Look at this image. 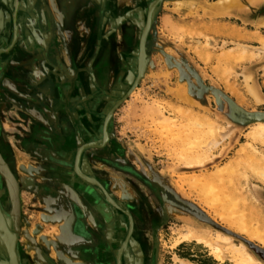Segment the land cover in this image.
<instances>
[{
	"label": "rangeland",
	"instance_id": "rangeland-1",
	"mask_svg": "<svg viewBox=\"0 0 264 264\" xmlns=\"http://www.w3.org/2000/svg\"><path fill=\"white\" fill-rule=\"evenodd\" d=\"M177 1L180 2V4H178ZM213 1L214 0H165L163 2H165L166 7H163V2L158 4L159 6L155 8L152 15V20H154L153 25L155 27L159 26V28H155L156 39L160 37L165 39L167 43L173 45H167V51L165 50V53L172 58L175 64L178 62L181 65L183 76L186 74L188 78H191V80L196 83L195 79L192 78V73L197 72L205 85H215L221 90L224 101H226L223 104V108H218L216 99L212 94L201 95L205 96L207 107H203L199 102L195 101L188 90L187 83L180 82L177 66L174 65L169 67L166 64L165 58L160 53V43H156V41V47L153 45L152 53L159 51V54L153 57L156 60L157 66H154L152 62L150 64H142L140 68L142 72L140 81L133 90L135 92L137 91L139 96L145 101H150L154 98L162 102L191 106L205 113L207 112L209 115L224 123L225 128L219 133L218 141H216V144L212 145L211 148L217 156L213 157L203 166H196V168L184 171V173L211 172L215 170L216 165L220 167L223 166L224 163L229 162V160L235 157L236 151L239 149L241 143L245 141L243 134L247 131L250 124L253 123L242 110L251 116L264 115V49L259 39V37L264 38V0H252L250 4H248L249 2L247 0H238L237 5H234L224 14L211 16L205 8ZM118 4L119 13L117 12V8H114L115 6L117 7ZM58 6L59 5L54 8L55 16L60 19L64 15V7L60 8V6ZM147 6L148 2H146V0H126V3H123L122 0H109L108 24L103 25V27L101 26L99 29L90 26L89 23L80 22L79 26L74 29L82 35L84 47L86 48H84V50L87 51L89 49V53L84 58L85 63L82 66L86 72L79 74L80 78H85L86 81L83 80V83L79 86V89H77V87H74L75 78L73 76L67 77L65 86L63 87V95L60 99L61 102L54 106H59L60 109L58 111L54 109V111L50 113L53 120L60 119L63 123V125L60 126L61 129L57 130L62 139L64 137H72L78 126L81 128L80 132L82 134L86 128L87 130H91L89 127L93 125L87 126L90 123L88 110L93 111L91 115V118L93 117L92 119L95 120V123H93V131L96 130L98 132L104 114L103 102L105 101L101 99V101L96 103V100L100 98L101 89L109 86V47L111 46L102 38L106 39L113 37L115 40L113 42L114 50H116V52L126 50L127 60L132 58L135 59L134 70L138 73V79L139 59L141 58L139 54L135 55L134 52L137 50L138 37L141 32L140 28L144 24ZM162 7L164 9H162ZM136 12L140 13L141 19L139 18L137 20L135 15ZM162 13H167L164 16L169 15L173 21L182 24L183 32L181 33L180 39L172 41L171 36L162 31L160 28L164 19V16L160 18ZM61 34L65 42L68 41L72 35L71 30L67 28L62 29ZM97 39L101 41L96 45ZM239 44L242 45L239 46ZM194 46H206L211 57L208 58V60L196 57L192 52ZM237 46L246 47L248 50L254 51L255 53L246 57L244 60L233 59L222 63L218 61L220 55L225 50L227 51L228 48ZM187 50L191 52L188 53ZM189 55L195 58V61L190 60ZM71 72V74L74 73V71ZM250 88H254L255 91H257L259 98H255L256 96L249 91L251 90ZM128 93L126 97H123L116 103L113 110L109 113V116L113 119L115 136L121 141L130 143L134 148L140 149L148 156L152 163H155V168L160 170L163 176V184L169 187L173 192V196L176 197L179 202L192 208L197 214L207 219L208 233L214 234L215 232H222L231 235L233 242L243 243L252 255L264 263V248L262 246L255 242L248 241L242 235L234 233L228 229L225 224H220L219 220H213L197 204L196 200H192L175 185L171 174H179L181 172H177L176 169L185 167L173 165L172 160L167 156L165 151L166 147H169L166 142L176 136L175 133L173 132V134L170 135L167 132H161V127L152 123L151 120H147L140 125H138L141 121L140 119L128 121L127 115L129 113V108L134 104V98L131 97V92ZM232 103L240 106L242 110H235ZM136 105L141 104L137 102ZM163 112L168 115L175 114L169 107L163 108ZM234 115H238L240 121H236ZM180 121L181 120L178 122ZM223 141H225L226 145L223 144ZM256 147L264 152V147L259 145ZM88 155L92 154L89 152ZM27 157L23 159L26 161L24 166L13 169V175L15 177L18 175L26 177L28 176L27 174L34 175L33 171H41L40 169L43 166L41 162L37 161L35 158L31 160ZM70 160L72 161L73 159L70 158ZM87 160L90 165L91 158ZM101 163L94 161L92 165V172L94 175L89 173H87V175L92 182L95 180V182L101 181L105 184V180L107 178L109 179V164ZM248 177H250V179L248 178L246 183L250 195H252L253 198L255 197L254 200L258 202H256L257 205L264 211V186L250 175H248ZM2 179L5 180L0 176V180ZM59 185L62 186L63 184L59 183ZM1 191L4 197L9 199V197L5 196L6 190L4 185ZM19 191V193L15 191L17 196L13 201L16 202L14 211H17L19 214L17 223H19V221L22 223L20 231L27 229L31 234L35 225L39 224L42 226L39 235L42 236L43 231H45L47 227L49 228V225L41 221L40 214L43 213L41 210H43L44 207L41 199L47 202L50 201L49 198L46 200L38 190H35V188L29 185L25 187L20 186ZM244 194L246 193L244 192L243 196ZM248 205L250 206L249 203ZM16 208L17 210H15ZM254 212V214H257V219L259 217V220H262L261 215H259L256 210H254ZM168 221L169 222L166 224L167 227L163 225L164 229L160 231L161 261L159 264H179L175 258V253L181 256H184L185 253L178 251L177 249H181V246L177 247L178 245L176 246L174 243L177 239L178 231H184L188 226L177 217L170 218ZM26 223H30L29 226H27ZM56 230L59 231L58 227ZM46 236L49 238L48 235ZM19 247L22 248L21 253L23 258L28 257L32 259L35 255L34 247L22 234H19L17 238V251ZM0 249L4 252L1 247ZM203 249L207 248L203 246ZM59 254H63L60 249L54 251V249L51 248L49 256L57 260ZM200 255H202V253H197V258L199 260H201V258H199ZM206 258H209L210 264H219L211 255ZM179 261L181 264H185V261ZM220 264H230V262L226 259Z\"/></svg>",
	"mask_w": 264,
	"mask_h": 264
},
{
	"label": "water",
	"instance_id": "water-1",
	"mask_svg": "<svg viewBox=\"0 0 264 264\" xmlns=\"http://www.w3.org/2000/svg\"><path fill=\"white\" fill-rule=\"evenodd\" d=\"M165 0H146L148 2L145 11L144 24L140 30V48L143 49L144 39L147 37L151 24L152 15L158 4ZM64 7L62 18L55 16V6ZM58 6V7H59ZM119 4L117 12L119 13ZM6 11L5 18H0V114L5 112L11 117L15 124L17 139L23 149L27 148V155L35 158L43 165L41 171H33L34 175L14 176L6 167L0 168V176L5 179L8 189H15L19 186L29 185L38 190L47 200L41 199L44 207L41 210V221L44 224L57 225L63 222V226H58L60 234L70 233L71 236L83 241H89L95 237V233L90 227V219L87 218L84 206H90L96 219L99 221V227L109 231V184L105 182H92L87 174H84L79 165V154L75 162L66 159L63 153L58 156L52 152L39 149L33 141H39L37 135L45 137L47 131L54 137H47L48 143L59 141L61 148L69 139L61 141V135L57 132L63 125L60 119L53 120L50 113L60 109L58 105L63 95V87L66 78L73 76L74 87L79 89L85 78H80V73H85L82 68L85 58L83 38L76 29L80 22L89 23L90 26L101 28L109 23V0H0V9ZM137 20L142 18L140 13H135ZM71 30V37L65 42L62 29ZM107 44L109 38H102ZM101 41L96 40L97 43ZM109 45V44H108ZM173 46V45H171ZM160 53L165 58L169 67L177 66L179 71L180 82H186L192 98L199 102L203 107H207L205 96L212 94L217 102L218 108L222 109L224 96L220 89L215 85L206 86L198 73H192L194 83L187 75L183 76L181 65L172 61L164 50ZM18 61L16 66L11 61ZM142 63L139 59V76L131 92L137 86L141 77ZM74 71L73 74H71ZM76 72V73H75ZM43 74V75H39ZM39 75V76H38ZM9 77L13 78L18 84L16 89H11L6 83ZM86 77V76H84ZM78 84V86H77ZM18 88V89H17ZM233 108L241 111L242 108L235 103ZM28 109H33L30 112ZM37 113L36 115L34 113ZM242 112L251 122L263 120L264 115H249ZM39 114V115H38ZM26 130H23V128ZM27 131V132H23ZM23 134V135H22ZM36 135V136H35ZM54 139V140H53ZM33 140V141H31ZM47 141V140H45ZM70 147V145L68 146ZM83 161V160H82ZM81 161V162H82ZM177 172L186 170L184 167L176 169ZM76 177V178H75ZM23 181V182H21ZM25 183V184H24ZM59 183L63 184L62 186ZM25 185V186H24ZM68 187V189H66ZM73 192V193H72ZM17 194H10L14 200ZM56 201L55 215L49 221L52 214L50 206L53 200ZM70 210L71 217L62 220L65 212ZM48 215V216H47ZM93 222V221H92ZM21 222L14 224V233L9 230V223L5 220L0 208V247L7 256V262L0 264H85L89 262L91 249L81 246L71 239L62 237L48 238L46 235L40 236L42 226L35 225V228L29 233L27 229L20 231ZM30 223H26L29 226ZM98 228V229H100ZM22 234L26 240L34 247L35 255L32 259L26 257L21 259L17 251V238ZM104 241L96 242L98 258L95 264H109V258H100L105 256L101 252L102 248L109 249ZM106 246V247H105ZM51 248L56 251L60 249L63 254H59L58 259L49 256ZM109 251V250H108ZM106 254L109 255V252ZM61 256V257H60ZM60 257V258H59ZM80 259L82 262H74ZM120 260L118 256V261Z\"/></svg>",
	"mask_w": 264,
	"mask_h": 264
},
{
	"label": "flooded vegetation",
	"instance_id": "flooded-vegetation-1",
	"mask_svg": "<svg viewBox=\"0 0 264 264\" xmlns=\"http://www.w3.org/2000/svg\"><path fill=\"white\" fill-rule=\"evenodd\" d=\"M5 16L6 11L3 8L0 9V18L3 19ZM153 24L154 20L151 19L148 33L152 31ZM114 41L113 37H109L111 45L109 47V86L101 89L100 98L96 100V103L101 99L105 101L103 102L104 114L98 132L93 131V123H95L93 117L91 118L93 111L88 110L90 123L87 126L93 125L89 127L91 130L86 128L82 134L78 126L72 137L61 139L65 141L68 138L70 141L68 153L67 155L63 153V157L71 158L75 162L80 153L79 165L84 174L94 175L92 172L94 161L109 164V264H159L161 261L160 231L164 229L163 225L167 227L166 224L170 218L177 217L185 222L186 226L195 228L198 233L204 235L209 232L207 219L173 196L169 187L163 184L160 170L155 168V163H152L144 152L115 136L113 119L109 113L132 89L138 73L134 70L135 59L127 60L126 50L116 52ZM152 49L153 45L146 43L145 38L141 50L139 36L134 54H139L143 65L152 62L154 66H157L154 56L150 54ZM234 119L240 121L238 115H234ZM10 152L0 150V168L6 166L13 173V169L21 168L24 164H18L19 158L15 152ZM89 152L92 155H88ZM89 158H91L90 165L87 160ZM2 180H0V208L5 220L9 223V230L14 233L13 225L17 223L19 214L14 211L16 202L10 198V194L12 195L13 191L19 193L20 186L12 189L11 193L5 180H3L4 184ZM101 183L104 184V182ZM3 185L6 190L5 196L9 199L1 193ZM187 243L181 245L179 249L185 253L182 257L196 264H210L209 258H206L210 256L207 249H203V246L195 241ZM21 251L22 248L19 247L18 252L23 259ZM197 253H202L199 256L201 260L197 258Z\"/></svg>",
	"mask_w": 264,
	"mask_h": 264
},
{
	"label": "bare ground",
	"instance_id": "bare-ground-1",
	"mask_svg": "<svg viewBox=\"0 0 264 264\" xmlns=\"http://www.w3.org/2000/svg\"><path fill=\"white\" fill-rule=\"evenodd\" d=\"M247 1L250 4L252 0ZM237 2L238 0H216L205 9L209 15L216 16L224 14L234 5H237ZM177 3L180 4V2ZM163 18L160 27L162 31L171 36L172 41L180 39L183 32L182 24L173 21L169 15ZM259 39L264 49V38L259 37ZM193 48L192 52L196 57L204 58V60L211 57L206 46H194ZM187 52L190 53L191 51L187 50ZM253 53L255 52L243 46L230 47L220 55L218 61L222 63L233 59L244 60ZM158 60L160 61L159 58ZM250 89L249 91L256 96L255 98H259L257 91L254 88ZM131 94V97L134 98V104L129 108L128 121L140 119L138 124L140 125L151 120L152 123L161 127V132H167L170 135L175 133L176 136L166 142L170 148L166 147L165 149L173 165L185 166L184 168L187 170L184 171H188L196 168V166H203L217 156L211 148L218 141L219 133L225 128L223 122L207 112L191 106L162 102L154 98L145 101L137 91L133 90ZM137 102H140L141 105H136ZM165 107H169L175 114L164 113L163 108ZM179 120L181 121L178 122ZM243 136L245 141L241 143L235 157L224 163L225 165L220 167L216 165L215 170L211 172L184 173L183 171L179 174L172 173L171 176L180 191L192 200H196L209 217L213 220H219L220 224H225L234 233L242 235L248 241L255 242L264 248V211L257 205L258 202L254 200L255 197L250 195L246 183L248 178L250 179L248 177L250 175L264 186V152L256 147L257 145L264 147V121L256 120L251 123ZM244 192L246 194L243 196ZM254 210L261 215L262 220H259V217L257 219ZM196 230L192 227H188L184 231L179 230L174 245L195 241L207 248L210 255L219 263H223L227 259L230 264H264L252 255L243 243L233 242L230 235L222 232L212 233L214 236L211 233L204 235ZM176 259L178 258L176 257ZM3 262H7V258L0 249V263Z\"/></svg>",
	"mask_w": 264,
	"mask_h": 264
},
{
	"label": "crops",
	"instance_id": "crops-1",
	"mask_svg": "<svg viewBox=\"0 0 264 264\" xmlns=\"http://www.w3.org/2000/svg\"><path fill=\"white\" fill-rule=\"evenodd\" d=\"M214 1H216V0H214ZM122 2L123 3H126V0H122ZM163 3H164L163 4L164 5L163 7L165 8L166 7V4H165V2H163ZM167 6H170V5H167ZM163 7H162V9H164ZM165 14H167V13H162V15L160 16V18L163 17ZM59 15H60V12H59ZM155 28L157 29V28H159V26L152 27V31L147 34L146 43H148V44L151 43V45H154L156 47V43L158 42V43H160L159 49L160 50H164V52H165V50L167 51L166 46L167 45L168 46H171L172 44L167 43L165 39H162L160 37H157V39H158L157 40L156 39V30H155ZM169 40H171V39H169ZM155 41H156V43H155ZM82 44L84 45V42H81V46H82ZM87 51H85V56H87V54L89 53V49ZM150 54H151V56L156 57L157 54H159V51H156V52L150 53ZM189 57H190L189 58L190 60L195 61V58H193L190 55H189ZM154 60H155V58H154ZM11 64L14 65V66H16L18 64V61H16V60L11 61ZM39 75H43V74H39ZM9 78L10 79H8L6 81L7 85L9 87H11V89H16V87L18 86V84L15 82V80L13 78H11V77H9ZM0 107H2V106L0 105ZM28 110L30 112L33 111V109H28ZM34 114L36 115L37 113L35 112ZM8 116H10V115H8L7 113L5 114V112H3V113L0 114V150L9 151V152L10 151L15 152V155L19 158L18 161H17V163L18 164H21V163L22 164H25L26 161L23 160L24 158H26L27 156H28L27 158H29L31 160H33L34 158L31 157V156H29V155H27L28 154L27 153V148L23 149V147L20 145L19 141H17V142L15 141V139H17V135H16V132L17 131L15 130V128H17L18 125L15 124L14 121L12 120V118L11 117H8ZM23 130H26V128H23ZM23 132H27V131H23ZM37 137H38V140H39L38 142L37 141H33V140H31V141H33V144H36L38 148H39V146L42 147L43 151L44 150L50 151L55 156H58L60 152L64 153V155H67V153H68V149L67 148L70 145V141L66 142L64 144V146L61 148V145H60L59 141H57V139L56 140L53 139L54 141H52V143L51 142L48 143V138L47 137H49V138L50 137L56 138L52 134H50L49 131H47L45 133V137L44 136L41 137L40 135H37ZM45 140H47V141H45ZM39 149H41V148H39ZM105 181L109 184V179L108 178ZM66 189H68V187H66ZM53 201H55V200H53ZM83 206H84L85 211H87V218L90 219V222H91L89 225L92 228V230L95 232L93 234V237L96 238L95 240L93 238L92 240H89V241H83V240H80L79 238H75V236H73V235L71 236L70 233L64 234L62 236L60 234V232L57 231L56 229H57L58 226H63L62 225L63 222L62 223H59L57 225L47 224V225H49V228L50 229L47 227V229H45V231H43V234L48 235L49 238H51L52 240L54 239V237L56 235H57L56 237H59L60 236V237H62L64 239H69V240L72 237L73 241H75L76 243H78V244H80L81 246H84V247H89L91 249V251H90L91 253L89 255V262H85V264H95L94 262L97 263V258H98V254L97 253L98 252L96 250V247H94V246L96 245V242H99V241L101 243H102V241H104L105 243H107L106 245L109 246V231L106 230L105 228L104 229H101L99 227V221H98V219L95 218V216H93L94 213L92 212V208H90V206L88 207V206H86V204L83 205ZM50 210H51V212H53L52 214H48L50 216V218H51V216L52 215L54 216L55 215L54 213L56 212V201L52 203V205L50 206ZM65 213L66 214L62 217L63 218L62 220H64L67 217L69 219L72 216L71 213H70V210H67ZM50 218H49V221L52 220V218L51 219ZM98 228H100V229H98ZM183 244H188V243L187 242H182V243L178 244V246L177 245L176 246L177 247H180ZM198 244H200V243H198ZM101 250H102L101 252H105V256L102 255V256H99V257L101 259L104 258V257L108 259L109 258V255L106 254L107 252H109L108 251L109 250L108 247L107 248H102ZM177 250L179 251V249H177ZM176 257L178 258L177 261H178L179 264H181V262L179 260L185 261V264H196L192 260H189L186 257H182L181 255H178L177 253H175V258ZM74 262H82V261L80 259H75L74 258Z\"/></svg>",
	"mask_w": 264,
	"mask_h": 264
}]
</instances>
